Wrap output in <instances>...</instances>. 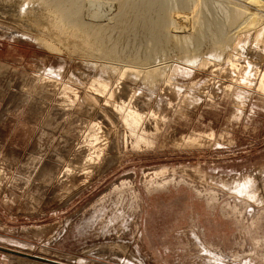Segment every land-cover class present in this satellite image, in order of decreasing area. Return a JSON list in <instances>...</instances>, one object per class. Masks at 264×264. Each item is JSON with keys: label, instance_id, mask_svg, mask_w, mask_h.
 <instances>
[{"label": "rangeland", "instance_id": "rangeland-1", "mask_svg": "<svg viewBox=\"0 0 264 264\" xmlns=\"http://www.w3.org/2000/svg\"><path fill=\"white\" fill-rule=\"evenodd\" d=\"M258 1L145 0L153 21L126 34L133 0L77 1L114 29L104 50L93 25L0 0V244L70 264H264Z\"/></svg>", "mask_w": 264, "mask_h": 264}, {"label": "bare ground", "instance_id": "bare-ground-1", "mask_svg": "<svg viewBox=\"0 0 264 264\" xmlns=\"http://www.w3.org/2000/svg\"><path fill=\"white\" fill-rule=\"evenodd\" d=\"M3 1H9V0H3ZM11 2L10 3H17V1H19V2H25V1H32L33 3H34V1L35 2H37V1H39V3L41 2L43 5H44V7L46 8V9H43V10H46L45 12L49 15V17H51V19H52V21L54 22V23H56V24H59V23H62L63 21L64 22H69L70 21V19L71 18H74V19H72L71 21L73 22V24L75 25V27L77 28V29H85L86 28V30L88 31L89 30V28L93 25V27L92 28H94V30H89L88 32H91L90 34V36H91V40L93 39L95 42H96V46H97V48L98 49H104V50H108L109 49V47H108V45L110 44V46H111V42L113 41V40H115V39H111L112 37V33H113V30H112V32H111V30H109L111 27L108 25V26H105V24H104V26L103 25H101V24H96L95 25V23L94 24H92V25H90L89 23V25L88 26H90L88 29H87V27L88 26H86L87 25V23H85V21H81L79 18H76L77 16L76 15H74V14H72L71 12H68L70 9H71V7L73 6V5H76L77 3V1L79 2L80 0H10ZM103 1V0H102ZM145 0H142V1H138V0H133V2L131 3V7L129 8V12L125 15V16H123L120 20H118L119 22H117V24L114 26L115 28H118V30L121 32V33H125L126 34V32L128 31V32H131V31H133V29L135 30H137L138 28L140 29H145V28H147L149 25H147L146 26V24H147V22L149 21V20H151L150 18L151 17H149V12L150 11H148L147 9H150V8H153V7H151L150 5H149V3L148 2H144ZM149 1V0H148ZM249 1V3H257L258 4V0H248ZM251 1V2H250ZM90 2V1H89ZM143 2V3H142ZM5 3V2H4ZM26 3V2H25ZM92 3V2H91ZM8 4H9V2H8ZM115 4V3H114ZM36 5H37V3H36ZM39 5V4H38ZM110 5V4H109ZM113 5V4H112ZM148 5L150 6V8H148ZM261 5V4H260ZM42 6V5H41ZM262 6V5H261ZM44 7H41V8H44ZM116 7V6H115ZM264 7V6H263ZM40 8V9H41ZM121 9V8H120ZM157 9V8H156ZM262 9H264V8H262ZM117 10V9H116ZM153 10V9H152ZM151 10V11H152ZM148 11V12H147ZM108 12V11H107ZM117 12V11H116ZM149 14V15H147V13ZM154 12V11H153ZM45 13V14H46ZM151 13V12H150ZM156 14V13H155ZM254 14V13H253ZM256 14V13H255ZM255 14H254V16H255ZM258 14V13H257ZM152 15V14H151ZM150 15V16H151ZM159 16V15H158ZM46 17V16H45ZM90 17V16H89ZM164 17V16H163ZM47 18V17H46ZM153 18V17H152ZM50 19V20H51ZM91 19V18H90ZM117 19V18H116ZM236 19V18H235ZM253 19V18H252ZM46 20V19H45ZM84 20V19H83ZM90 21V20H89ZM112 21V20H111ZM151 21H153V19L151 20ZM259 21H261V22H263L262 21V18H259L258 16H256V18L251 22V24H253V25H258V23H259ZM156 23V22H155ZM249 23V22H248ZM264 23V22H263ZM262 23V24H263ZM168 24V23H167ZM61 25V24H60ZM153 25H155L156 27H161V25H160V22H158L157 23V25L156 24H153ZM165 25V24H164ZM264 25V24H263ZM57 26V25H56ZM84 26V27H83ZM154 26V28L156 29V27ZM169 26V25H168ZM167 26V27H168ZM74 27V28H75ZM164 27V26H163ZM257 27V26H256ZM113 28V27H112ZM154 28H151V31H152V29H154ZM252 28V27H251ZM261 28V27H260ZM259 28V29H260ZM91 29V28H90ZM130 29V30H129ZM143 29V30H144ZM258 29V31L257 32H255V35H251V36H248L247 38H245V39H247V41H251V42H253V43H255V44H257V45H259L260 47H263L264 46V26H263V28L261 29V30H259ZM81 30V31H82ZM127 30V31H126ZM157 31H158V34H159V29H156ZM156 30H155V33L154 34H157L156 33ZM93 31H96V33L95 32H93ZM146 31H148V30H146ZM80 32V31H79ZM84 32V31H83ZM93 32V33H92ZM142 32H144V31H142ZM150 32V31H149ZM253 32V31H252ZM144 33H146V32H144ZM162 33V32H161ZM81 34V33H80ZM115 34V33H114ZM129 34V33H128ZM128 34L127 35H125L126 36V38H127V36H128ZM137 34H139L140 35V33H137ZM142 34V33H141ZM215 34V33H214ZM242 34V33H241ZM249 34V33H248ZM247 34V35H248ZM250 34H252V33H250ZM120 35V34H119ZM143 35V34H142ZM147 35V34H146ZM151 35V34H150ZM160 35V34H159ZM167 35V34H166ZM246 35V36H247ZM124 35H122V37H125ZM130 36V35H129ZM156 35H153V37L154 38H156L155 37ZM158 36V35H157ZM163 36V35H162ZM121 37V36H120ZM121 37V38H122ZM131 37V36H130ZM160 37V36H159ZM159 37H158V39H159ZM120 38V39H121ZM126 38H124V39H126ZM145 38V37H144ZM161 38V37H160ZM163 38V37H162ZM258 38H262L261 39V44H258ZM157 39V38H156ZM157 39V42L158 41H161V39L160 40H158ZM83 40V39H82ZM119 40V39H118ZM134 40V39H133ZM141 40H142V38H141ZM162 40H164V39H162ZM263 40V41H262ZM92 42V43H95V42ZM131 41H132V39H131ZM203 41V40H202ZM110 42V43H109ZM117 42V41H116ZM136 42H137V39H136ZM141 42V41H140ZM86 43V42H85ZM114 43V42H113ZM161 43V42H160ZM252 43V44H253ZM263 43V44H262ZM123 44H125V43H123ZM141 44V43H140ZM199 44V43H198ZM251 44V45H252ZM117 45V44H116ZM115 44H112V46L113 47H115L116 46ZM119 45V44H118ZM118 45H117V47H118ZM120 45H122V44H120ZM119 45V46H120ZM129 45V44H128ZM136 45V44H135ZM158 45V44H157ZM161 45V44H160ZM131 46V45H130ZM134 46V45H133ZM138 46V45H137ZM253 46H254V44H253ZM95 47V46H94ZM116 47V48H117ZM123 47V46H122ZM142 47V46H141ZM159 47V46H158ZM249 47V46H248ZM258 47V46H257ZM116 48H114V49H116ZM134 48V47H133ZM164 48V47H163ZM130 48L128 47V50H129ZM111 50V49H110ZM113 50V49H112ZM111 50V51H112ZM117 50V49H116ZM116 50H113V52L114 51H116ZM127 50V49H126ZM127 50V51H128ZM110 51V52H111ZM119 52V51H118ZM254 52V51H253ZM234 64V63H233ZM232 64V65H233ZM236 64V63H235ZM235 66V65H234ZM257 76V75H256ZM264 76V75H263ZM262 83H263V81H261ZM97 100V99H96ZM87 111V110H86ZM130 111V110H129ZM130 114H128L129 116H130V120H128V123H129V126H131L132 128H137V126H139V123L141 122V120H142V117L140 116V114L138 113V112H134V110H133V112H129ZM125 115V114H124ZM126 117V116H125ZM128 119V118H127ZM126 120V119H125ZM127 121V120H126ZM96 126H98V124L96 125V123H94L92 126H91V129H90V132L89 133H87L88 135H87V141H88V143H89V145H91V148H94L95 150H96V146L99 144V141H100V138H101V135H100V133L101 132H98L97 130H96ZM99 128H100V126H99ZM107 128V127H106ZM102 130V129H101ZM100 130V131H101ZM103 131V130H102ZM136 135V134H135ZM104 136V135H103ZM199 141V140H198ZM107 145V144H106ZM139 145V144H138ZM98 147V146H97ZM93 149V150H94ZM100 149V148H99ZM94 150V151H95ZM95 153V152H94ZM91 159H93V158H91ZM154 174H157V172L156 173H154ZM151 181H153V179H150V181L149 182H151ZM31 259V258H30ZM35 260V259H34Z\"/></svg>", "mask_w": 264, "mask_h": 264}, {"label": "water", "instance_id": "water-1", "mask_svg": "<svg viewBox=\"0 0 264 264\" xmlns=\"http://www.w3.org/2000/svg\"><path fill=\"white\" fill-rule=\"evenodd\" d=\"M0 251L7 252V253H10V254H14V255H18V256H22V257H26V258L35 259V260H38V261H41V262H45V263H49V264H70V263L59 261V260H56V259H51V258H48V257H44V256H40V255H37V254L29 253V252H26V251H22V250L14 249V248H11V247H7V246L1 245V244H0Z\"/></svg>", "mask_w": 264, "mask_h": 264}]
</instances>
